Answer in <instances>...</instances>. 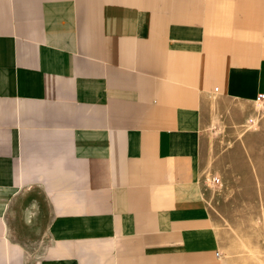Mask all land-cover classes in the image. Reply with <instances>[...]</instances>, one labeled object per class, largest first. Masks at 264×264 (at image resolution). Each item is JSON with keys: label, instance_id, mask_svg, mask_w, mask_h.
<instances>
[{"label": "crops", "instance_id": "1", "mask_svg": "<svg viewBox=\"0 0 264 264\" xmlns=\"http://www.w3.org/2000/svg\"><path fill=\"white\" fill-rule=\"evenodd\" d=\"M258 95L264 0H0V264H234L206 107Z\"/></svg>", "mask_w": 264, "mask_h": 264}, {"label": "rangeland", "instance_id": "2", "mask_svg": "<svg viewBox=\"0 0 264 264\" xmlns=\"http://www.w3.org/2000/svg\"><path fill=\"white\" fill-rule=\"evenodd\" d=\"M199 162L224 256L264 264V104L210 99Z\"/></svg>", "mask_w": 264, "mask_h": 264}, {"label": "built area", "instance_id": "3", "mask_svg": "<svg viewBox=\"0 0 264 264\" xmlns=\"http://www.w3.org/2000/svg\"><path fill=\"white\" fill-rule=\"evenodd\" d=\"M263 99H264V95H258L255 103H262ZM210 183H211V185L217 186V185H219L221 183V181H220V179L218 177L213 176L210 179Z\"/></svg>", "mask_w": 264, "mask_h": 264}, {"label": "bare ground", "instance_id": "4", "mask_svg": "<svg viewBox=\"0 0 264 264\" xmlns=\"http://www.w3.org/2000/svg\"><path fill=\"white\" fill-rule=\"evenodd\" d=\"M256 250V249H255ZM257 251V250H256ZM255 253H257V252H255ZM261 262V261H260Z\"/></svg>", "mask_w": 264, "mask_h": 264}]
</instances>
